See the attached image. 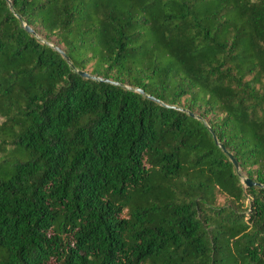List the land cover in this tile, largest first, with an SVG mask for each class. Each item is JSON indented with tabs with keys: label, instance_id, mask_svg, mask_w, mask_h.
<instances>
[{
	"label": "trees",
	"instance_id": "1",
	"mask_svg": "<svg viewBox=\"0 0 264 264\" xmlns=\"http://www.w3.org/2000/svg\"><path fill=\"white\" fill-rule=\"evenodd\" d=\"M16 145L0 264H264V0H0Z\"/></svg>",
	"mask_w": 264,
	"mask_h": 264
},
{
	"label": "rangeland",
	"instance_id": "2",
	"mask_svg": "<svg viewBox=\"0 0 264 264\" xmlns=\"http://www.w3.org/2000/svg\"><path fill=\"white\" fill-rule=\"evenodd\" d=\"M8 140L12 139L11 135H6ZM30 158L29 154L24 150V146L16 145L15 147L0 148V164L5 160V165L0 168V177H6L7 173L11 171V167L16 162L26 161ZM2 171V172H1Z\"/></svg>",
	"mask_w": 264,
	"mask_h": 264
},
{
	"label": "water",
	"instance_id": "3",
	"mask_svg": "<svg viewBox=\"0 0 264 264\" xmlns=\"http://www.w3.org/2000/svg\"><path fill=\"white\" fill-rule=\"evenodd\" d=\"M18 17H19V16H18ZM23 27H24L27 31H29V32H31V33H34V31H33V30H32L27 24L24 23V24H23ZM53 48H54L56 51H58L63 57H65L67 63L70 64V60H69V58L66 57L65 53H64L60 48H58V47H56V46H53ZM77 73H78L80 76H82V77H84V78H87V79H93V80H96V81L107 82V83H111V84H113V85H119V84H120V83H118V82L111 81V80L106 79V78H102V77H98V76L90 75V74H88V73H86V72H84V71H81V70H78ZM126 87H127V88H130V87H128V86H126ZM134 91L137 92V93H139V94H143V90L140 89V88H135ZM146 97H148L149 99L154 100V101L159 102L160 104L164 105L161 101H159V100L153 98V97L150 96V95H146ZM229 157H230L231 162H232L233 165L235 166V168L238 170L239 167H238V164H237L236 160L233 158V156H232L231 154H229ZM242 182H243L245 185H247V186H250V185H252V184H259V183H253L249 178H243V179H242ZM259 185H260V186H264V185H261V184H259Z\"/></svg>",
	"mask_w": 264,
	"mask_h": 264
}]
</instances>
